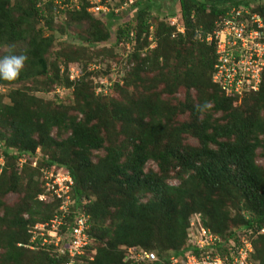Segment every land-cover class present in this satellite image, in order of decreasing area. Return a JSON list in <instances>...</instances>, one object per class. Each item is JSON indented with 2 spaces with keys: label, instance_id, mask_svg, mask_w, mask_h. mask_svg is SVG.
<instances>
[{
  "label": "trees",
  "instance_id": "16d2710c",
  "mask_svg": "<svg viewBox=\"0 0 264 264\" xmlns=\"http://www.w3.org/2000/svg\"><path fill=\"white\" fill-rule=\"evenodd\" d=\"M35 1L14 0L13 6L9 7L7 6L9 0H0V43L10 45L19 42L25 44L27 48L25 64L28 68L20 71L13 80L0 79V84L26 79L31 76L30 69L43 75H46L50 71L49 69H55L50 82L57 81L58 84L62 82L58 77L56 63H50L44 59L52 37L43 38L39 32L34 31L29 22L32 21V18L39 17L38 12L34 9ZM116 1L121 3L125 0ZM139 1H134V8ZM146 1L148 5L135 12L133 24L130 21V25L127 24L125 28L117 29L116 40L133 38L136 43L142 38L146 40L147 27L152 25L156 40L155 48L150 52L153 54L152 62L155 60L153 64L156 65L162 55L160 54L162 43L164 44L162 51H164L166 63L171 58L178 61L169 73L168 81L166 78V86L164 85L163 91L171 94L174 90L182 87L186 95L185 106L192 107L196 113H201L204 111L205 105L209 103L213 111L225 113L226 120L223 124L210 123L209 116L206 115L197 125L182 124L181 129L171 126L166 134L165 132L162 134L160 131L161 118L167 113L160 110L158 107L160 102L157 99L151 101L148 98L146 99V103L149 104L147 121L143 122L144 114L140 112L139 121L134 128L137 136L134 135L127 140L128 142L133 140L136 143L134 145L131 143V150L127 153L125 162L118 165L119 163L116 162L121 156L120 151L111 154V151L107 149L106 156L98 163L93 164L83 155L75 153L71 159L66 156L68 147L82 151L86 147L97 148L96 141L98 140L89 135L93 129H87L79 122L71 130V137L67 138L65 142H56L48 137V127L61 124L66 126L63 122L66 120L65 114L64 116L57 115L54 112L51 116L49 112H43L37 107L34 116L27 109L24 110L21 103L16 106H2L0 103V118L7 121L12 130V137L6 142L7 145L5 144V147L1 145V154L5 160L11 159L13 179L19 178L16 173L18 172L16 170L17 158L22 155L29 158L36 149V144L29 140L33 134L36 133L40 137L38 145L45 148L44 151L60 150L57 153L61 155V158L63 157L64 162L58 161L44 152L45 154L42 153V155L47 159L40 161L38 167L43 165L62 167L72 179L73 196L77 200L76 208L79 207V202L82 199L87 201L83 205V209L90 216L89 235L94 240L92 250L96 253L93 260L86 264H129L122 262L123 253L119 251L120 246L152 251L158 259L164 260L168 255L176 254L184 248L186 220L191 213H198L201 216L202 225L219 235L223 243L228 240L227 238L237 240L232 232L239 230L243 233V230L255 231L264 227V178L253 161L254 150L259 143V135H264V120H258L255 113L243 116L238 108L243 99L226 96L216 85L211 83L210 74L214 63V49L212 46L199 44L194 35V30L197 27H201L205 32L210 31L213 22L228 9L227 4L234 1L236 4V1L246 2L247 0H178L180 21L183 23L185 34L176 33L172 39L170 34L174 32L173 27H168L163 20L157 25L149 22L150 16L147 12L150 11L152 2ZM250 2L254 4L252 10L255 9L259 13L264 23V0H251ZM45 6V15L48 16L49 10L52 8L51 1ZM13 14L14 18H12ZM173 15H175L173 12H169L168 17ZM78 18H85L92 21L93 24H99L85 12L84 8L79 12L70 13L67 21H75ZM44 20H49V17ZM103 29L94 30V35L88 42L91 46L93 42H104L109 38L106 24ZM131 30L134 32H130ZM89 44L88 46H90ZM146 45H148L147 40ZM186 46L187 53L185 54L188 56L179 60V53L186 49ZM181 47L182 50H180ZM139 49L140 47L135 46V50L129 58L130 61L133 58L142 60V67L138 66V70L143 69L145 62L150 59L148 57L139 58ZM196 51H198L197 54ZM192 52L196 54L193 57L191 56ZM79 53L76 51L74 54L72 51V53L64 54L63 52L61 54L68 62L72 59L75 60ZM178 66L182 67V70ZM48 77L46 78L48 79ZM64 77V82L68 84L66 75ZM168 82L169 88L167 87ZM191 91H194V97L190 95ZM14 94H19V91L15 90ZM75 96L84 97L79 92H76ZM251 97L255 98L256 105L262 107L264 114V71L259 89ZM163 105L168 106V103ZM131 111V108L125 107L124 113L117 114L121 124L128 122L127 118L133 114ZM101 112L100 108L96 114L99 113V116L102 117ZM94 114L87 112L84 115L91 119ZM187 128L196 130L194 136L200 141L201 147H186L178 150L180 144L176 129L179 130L178 132H182L187 131ZM170 134H172L171 137L168 136ZM16 142L22 143V147L17 151V154L16 152L9 154L11 149L8 145L13 146ZM148 160L159 165L160 174L152 171L143 173V166ZM27 163L29 162L27 161ZM28 167L29 165L25 164L23 172L28 174L29 183L33 185L34 190L31 193H26L25 197L34 202V206L29 212V218L22 219L18 216L20 211L17 210L10 221L7 220V217L0 220V264L57 263L43 250H29L17 246V244L28 243L31 235L27 227L36 222H44L56 206V202L53 203V206L46 204L45 212L41 213L36 204L42 203L37 202L36 195L42 192V188L38 182H31L37 172ZM172 172L176 173L180 182L177 186H171L165 182ZM116 176L120 179L115 178ZM0 185H3V181L0 182ZM5 187L11 186L5 184ZM138 192L150 195L151 198L140 203L135 195ZM117 198H124V200L118 201ZM222 199L230 200L236 210L234 219H230L232 224L229 226L226 224L229 222L228 214L223 210ZM111 209H113L112 214L109 213ZM107 217L110 224L106 227L102 221ZM233 225L237 228L231 229ZM104 239H108V241L105 247H101ZM253 247L255 260L258 264H264V235L256 239ZM193 251L197 252V249ZM89 254L88 251L82 252L81 258L84 259Z\"/></svg>",
  "mask_w": 264,
  "mask_h": 264
},
{
  "label": "rangeland",
  "instance_id": "374dc122",
  "mask_svg": "<svg viewBox=\"0 0 264 264\" xmlns=\"http://www.w3.org/2000/svg\"><path fill=\"white\" fill-rule=\"evenodd\" d=\"M13 1L14 0H9L7 6H13ZM150 1L152 2L151 9L147 13L150 16V21L152 23L157 25V23L164 20L165 17L168 16L169 12H173L176 17H179L178 0ZM236 3H238V1H236ZM234 4L235 1L227 4L226 6L230 7ZM146 5H148L146 0H140L137 6H135V8L133 7V9L129 11L119 9L116 16L111 14L103 17L91 16V18L94 21L99 22V24H93L92 21L86 20L85 18H78L75 21H67L69 14L65 15V20L67 22L65 20L60 21L59 19H56L54 22L51 21V19H49L50 21H42L37 18H32V21L30 20L29 22L33 26L36 33L39 32L43 38H47L49 36L52 37L51 44L44 54V59H47L50 63H56L58 77L62 80V82L60 84H58L57 81L53 83L50 82L53 78L55 69L48 68L50 71H48L46 75L39 74V72H36L34 69H30V77L9 84H0L1 105L16 106L21 103L24 110L27 109L34 116L37 112V107H39L43 112H49L51 116L54 112L57 115L64 116L65 114L66 120L63 122L67 127L63 124L48 127V137L52 138L56 142H65L67 138L71 137V130H73L75 124L79 122L85 128L93 129V132H90L89 135L98 140L96 141L98 146L97 148L91 149L86 147V149L82 151L77 148L68 147L66 152L68 159L73 158L76 153L80 156L83 155V157L93 164L98 163L104 158V156H106L107 149L111 151V154L120 151L121 156L116 162L117 164L119 163L118 165L125 162V158L127 157L126 155L131 150V143L133 145L136 143V141L134 142L131 140L128 142L127 140L136 135L134 128L139 121L138 117L140 112L144 114L143 122L147 121V108L149 104L146 103V99L148 98H150L151 101L157 99L160 102V104L158 103L160 110H164V113H167V115L164 114L161 118L160 131H162V134L164 132L166 134L171 126L181 129L180 126L182 124H187V126H193L194 124L197 125L203 118H205L206 115L209 116L208 121L210 123L214 122L217 124H223L226 120L225 113L213 111L211 104L209 103L205 105V109L204 111H201V113H196L192 107L185 106L186 95L182 87L174 90L171 94L163 91L164 85L166 86V78L168 81L169 73L178 62L171 58L166 63L164 59L165 54L164 51H162L164 48L163 43L160 46V54L162 55L159 57L156 65L153 64L155 60L152 62L153 54L150 53L151 51H144L143 49L145 48L147 40H145V38L140 39L139 42L137 41L138 43L135 42V46L138 48L140 47L139 54L140 51L142 52L139 58H150L149 61L145 62L143 69L141 68L138 70L137 68L138 66H141L142 60H134L133 58L132 61H130V59H123L122 62H119L118 57L123 51L116 48L113 42L116 39V31L118 28H125L130 21L133 24L132 20L134 19L135 12L137 10L144 9ZM116 6L118 5L115 4V7ZM14 17L15 15L13 14L12 18ZM105 24L107 26L106 32L108 31L109 33V38L107 39L108 41L106 40L104 42L97 43L93 42V45L91 46L88 42L91 36L93 37L94 30H102ZM154 33L151 31V35L154 36ZM87 43L90 46H88ZM26 49L25 44L23 45L19 42L12 43L10 45L0 43V57L5 55L23 54L27 59V55L25 53ZM180 50H182V47ZM72 51H74V54L76 51H79L80 53L76 56L77 58L75 60L72 59L73 61L69 60L67 62L61 53H72ZM185 53H187V46L186 49H183L179 53V60H183L186 56H188ZM197 53L198 51H196V54ZM196 54L192 52L191 56L193 57ZM56 56L57 59H55ZM89 61H97L102 64V68H104L102 76H105L108 80H110L111 87L107 89L106 93L103 95H94L92 90L93 84L92 81L89 80L87 74H84L83 77L75 83H70L68 81V84H66L63 80V78H65L64 76L67 66L71 64H81L82 68H84L86 63ZM110 66H115V70H112V75H110L111 72L109 71ZM178 68L182 70V67L178 66ZM27 69L28 68L26 67L24 61L23 68L20 71ZM47 76H49L48 79L46 78ZM95 76L97 77V74ZM167 87L169 88V82ZM90 89L93 95L91 94V91H89ZM15 90H18L19 94H14ZM76 92L84 95V97L75 96ZM190 95L194 97V91H191ZM250 95L252 96V94ZM250 95H246L241 98L243 99V102L238 107L240 108L239 111L243 114V116L255 113L254 115L256 118L263 121L264 114L262 112V107L260 105H256L255 98ZM166 102L168 103V106L163 105ZM125 107L131 108V112H133V114L129 115V119L127 118L128 122L126 124H121L117 114H119V112L124 113ZM100 108L102 111L101 113L103 114L102 117L99 116V113L96 114ZM87 112L93 114L95 113L93 118L89 119L88 117H85L84 114H87ZM1 118L0 136L2 138L0 139V153L1 145L5 147V144L7 145L6 142L12 137V130L9 128L7 121H4ZM187 129V131L182 132H178L179 130L176 129L177 139L180 144V148L178 150H182L186 147H201L200 141L194 136L196 130L191 128ZM168 136L171 137L172 134ZM29 140L36 144L35 150L37 154L41 156V159H47V157L42 155V153L46 152L58 161H65L63 157L61 158V155L57 153L60 150L54 149V151H44L45 148L38 145L40 137L36 135V133L33 134ZM25 141L28 142V140ZM22 145L23 144L20 142L14 143L13 146L8 145L11 149H9V154H14L15 152L17 154V151L20 150ZM210 148L212 147L210 146ZM10 160L11 159H6L3 167L0 169V182L3 181V185H0V220L7 217V220L10 221L12 215L17 210L20 211L18 216L22 219H26L29 218V212L32 210L34 202L27 200L25 195L28 192H33L32 190H34V187L29 183L28 174L23 172L24 168H22L20 172H16L19 178L13 179ZM253 161L259 173L264 178V135H259V143L257 148L254 150ZM28 168L31 169L30 167ZM147 171L160 174L161 169L156 162L148 160L143 166V173H146ZM126 172L129 173L127 170ZM115 178L120 179L118 176ZM34 181L36 183L39 182V177L38 180L36 177L34 179L32 178L31 182ZM165 182L171 186H177L180 183L175 172L170 173L165 179ZM5 184H10L11 187L6 188ZM42 185L43 184L39 182V186L42 187ZM29 186L31 190L29 189ZM71 193L73 192L71 191ZM135 195L140 203H144L151 198L150 195H144L140 192L137 194L135 193ZM92 198L94 197L92 196ZM117 199L118 201L124 200V198ZM49 201L50 200L45 198L42 203H46L47 205L51 204L53 206L54 201L52 200V203H47ZM46 204H36L42 214L45 212V208L47 206ZM222 205L223 210L228 214L229 222L226 224L229 226V224H232L230 219H234L233 216L236 214V210L233 207L234 204H232V202L228 199H222ZM112 212L113 209L109 210L110 214H112ZM102 222L106 227L110 224L108 217ZM234 225L231 226V229L237 228ZM107 241L108 239H104L101 243V247H105Z\"/></svg>",
  "mask_w": 264,
  "mask_h": 264
},
{
  "label": "built area",
  "instance_id": "2783aa9c",
  "mask_svg": "<svg viewBox=\"0 0 264 264\" xmlns=\"http://www.w3.org/2000/svg\"><path fill=\"white\" fill-rule=\"evenodd\" d=\"M51 1L52 8L49 15L55 22L62 20L69 12H76L85 6V11L95 16L116 15L119 9L130 8L135 0H38L35 4L39 17L45 16V4ZM115 4L118 6L115 7ZM252 7L234 6L228 8L213 23V30L204 36L196 30L197 39L214 49L215 62L210 74L211 83L216 85L226 96L242 98L256 93L261 82L264 69V25L257 13L251 12ZM178 18V19H177ZM169 26L174 28L171 38L176 33L183 34V24L180 17L168 20ZM152 26H148L149 49L155 47L151 37ZM131 36H133L131 34ZM116 48L122 50L119 62L127 60L133 50V42L119 40ZM125 64V63H123ZM86 67V68H85ZM82 68L81 64L67 66L66 76L70 82L77 81L85 73L89 74L95 95H103L111 87L110 80L103 75L104 68L97 61H90ZM115 66H110L112 75ZM97 74V77L95 76ZM41 156L35 151L34 155L17 158L20 169L29 161L31 168L38 171L42 192L38 194L39 201L45 198L47 203L56 202V207L49 218L42 223H35L29 227L30 238L27 248L43 250L56 260V264H80L82 252H90L87 260L94 255L93 238L89 235L90 217L84 211L83 199L77 202L71 191L73 182L69 174L62 168L43 165L38 167ZM3 155L0 153V165ZM46 201V200H45ZM69 220V222H68ZM233 232L237 240L227 238L223 243L219 236L212 234L201 222L200 215L193 213L188 218L186 240L184 248L177 255H170L165 260H159L155 254L135 247H122L123 262L129 264H255L252 257V241L256 234H264V227L254 231ZM220 247H222V250ZM197 249V252L193 251ZM221 251V253H220ZM197 254H195V253Z\"/></svg>",
  "mask_w": 264,
  "mask_h": 264
},
{
  "label": "clouds",
  "instance_id": "9594fccd",
  "mask_svg": "<svg viewBox=\"0 0 264 264\" xmlns=\"http://www.w3.org/2000/svg\"><path fill=\"white\" fill-rule=\"evenodd\" d=\"M38 0H36L35 1V3H34V9L38 12V10L36 9V7H35V4H36V2H37ZM242 5H244V6H247V7H254V4L253 3H251L250 1H246V2H244V1H241V2H238V3H236V4H234L233 6H230V7H236V6H242ZM133 7V5L130 7V8H132ZM230 7H228V8H230ZM82 8H84V10H85V6H82L81 7V9ZM130 8H128V9H125V10H127V11H129V10H131ZM81 9L79 10V11H81ZM227 10V9H226ZM79 11H76V12H79ZM86 12V11H85ZM251 12L252 13H257L258 15H259V13L258 12H256L255 11V9H253V10H251ZM70 13H73V12H69V13H67L66 15H68V14H70ZM87 13V12H86ZM224 13V12H223ZM222 13V14H223ZM87 14H89V13H87ZM113 15L112 13H109V14H106V15ZM221 14V15H222ZM90 16H95V15H91V14H89ZM105 15V16H106ZM117 15V14H116ZM116 15H113V16H116ZM38 16H39V12H38ZM174 16H176V15H173V16H170V17H168V16H166L165 17V19L163 20V22L168 26V27H171V26H169V24H168V20L170 19V18H172V17H174ZM260 16V15H259ZM47 17H49V19H51V21H53V19L51 18V16L50 15H48V16H44V17H42V18H37V19H40V20H44L45 18H47ZM103 17V16H102ZM180 17V16H179ZM261 17V16H260ZM66 19V17L64 18V19H62L63 21ZM61 21V20H60ZM60 21H58V22H60ZM66 21V20H65ZM215 21H217V19L215 20ZM214 21V22H215ZM263 21V20H262ZM57 22V23H58ZM149 22H151V21H149ZM213 22V23H214ZM183 24V23H182ZM130 25V24H129ZM263 25H264V23H263ZM152 26V25H151ZM211 30H213V26H211ZM147 29H148V27H147ZM152 29H154L153 27H152ZM183 29H184V26H183ZM196 30H197V33L198 32H200L203 36L205 35V34H207V33H210V31H208V32H205V31H203L202 30V28L201 27H197L195 30H194V35H195V39H196V41L199 43V44H202V45H205V46H212V45H207V44H205V43H203V42H200L198 39H197V33H196ZM153 31V30H152ZM130 32H134V30H131ZM185 34V30H184V32H183V34L182 35H184ZM132 35H133V33H132ZM171 35H172V33L170 34V38H171ZM146 36V39H147V37H148V30H147V34L145 35ZM133 37V36H132ZM151 37H153V40H154V44L156 45V40H155V38H154V36L153 35H151ZM172 39V38H171ZM120 40H122V39H120ZM119 40H114L113 42H114V44H115V46H116V43L118 42ZM123 41H129V42H134V44H133V46H134V48H135V41L133 40V38H130L129 40H123ZM147 42H148V45H146L145 46V48H143L144 49V51H152L154 48H152V49H149L148 48V46L150 45V42L148 41V39H147ZM213 47V46H212ZM134 51V50H133ZM140 54H142V52H140ZM132 55V53L130 54V55H128V57H127V59H129L130 58V56ZM25 59H26V57H25V55H23V54H21V55H5V56H3V57H0V79H3V80H13V79H15L18 75H19V73H20V70L23 68V65H24V61H25ZM90 62V61H89ZM89 62H87V63H89ZM214 62H215V55H214ZM86 63V64H87ZM214 64V63H213ZM86 66V65H85ZM212 67H213V65H212ZM86 68V67H85ZM212 71V70H211ZM263 71H264V69H263ZM263 73V72H262ZM85 74H87V73H85ZM65 75H66V71H65ZM88 75V77H89V74H87ZM67 77V76H66ZM83 77V76H82ZM82 77H80L77 81H74V82H70L68 79V81L70 82V83H75V82H78ZM261 78H262V74H261ZM90 80V79H89ZM261 83V82H260ZM94 88V87H93ZM93 88H92V90H93ZM93 93H94V90H93ZM252 94H254V93H252ZM95 95V94H94ZM248 95H250V94H248ZM96 96H98V95H96ZM243 98V97H242ZM36 151V150H35ZM35 151L33 152V155H34V153H35ZM32 156V155H31ZM43 159H41L40 161H42ZM39 161V162H40ZM4 162H5V159H4V157H3V164H4ZM29 162V161H28ZM38 162V163H39ZM3 164L2 165H0V169H1V167H3ZM25 164H28L29 165V163H27V162H25ZM25 164H23V166L25 165ZM23 166L20 168V169H18V167H17V160H16V170L18 171V172H20V170H22V168H23ZM29 167H30V165H29ZM31 168V167H30ZM31 169H34V168H31ZM36 170V169H35ZM36 178H37V180H38V171L36 170ZM39 183V182H38ZM72 192H73V186H72ZM40 194V193H39ZM72 195H73V193H72ZM37 196H38V194L36 195V200H37V202L38 203H42V202H44V201H39L38 200V198H37ZM75 199H76V197L75 196H73ZM83 200V199H82ZM85 200V199H84ZM86 201V200H85ZM76 202H77V200H76ZM86 203H87V201H86ZM42 204H46V203H42ZM56 207V206H55ZM55 209V208H54ZM53 209V210H54ZM52 210V211H53ZM52 211H51V213H52ZM193 214V213H192ZM89 215V214H88ZM90 217V216H89ZM201 217V216H200ZM188 218L189 217H187V220H186V228H187V223H188ZM47 220V219H46ZM89 222H90V220H89ZM36 223H42V222H36ZM35 224V223H34ZM33 225V224H32ZM31 225V226H32ZM30 227V226H29ZM29 227H27L28 229H29ZM186 228H185V233H184V235H185V238H184V241L186 240ZM207 229V228H206ZM209 231H210V229H208ZM258 230V229H257ZM211 232V231H210ZM232 232V231H231ZM255 232V231H254ZM212 234H214V235H217V234H215V233H213V232H211ZM233 233V232H232ZM262 235H264V234H256L255 235V238L253 239V241H252V249H253V254H252V257H253V259H254V261H255V264H258V262L255 260V258H254V247H253V243L256 241V239L259 237V236H262ZM217 236H219V235H217ZM219 238H220V236H219ZM221 239V238H220ZM222 240V239H221ZM29 241V240H28ZM93 242H94V240H93ZM28 245H29V242L27 243V244H23V245H21V244H17V246L18 247H24V248H27L28 247ZM122 247H125V246H120L119 247V251L120 252H122L123 253V251H122ZM221 249H222V247H220ZM27 249H29V248H27ZM29 250H31V249H29ZM142 250H145V249H142ZM222 250H224V249H222ZM145 251H147V250H145ZM149 252H152V251H149ZM221 252V251H220ZM95 253H96V251L94 252V255L92 256V259L91 260H87L88 258L85 256V258L83 259V258H81V256H80V258L79 259H81V263L80 264H86V262H88V261H92L93 260V258H94V256H95ZM153 254H155L154 252H152ZM180 253V250H179V252L178 253H176V254H170V255H177V254H179ZM170 255H168L167 257H169ZM155 256H156V254H155ZM157 257V256H156ZM166 257V258H167ZM158 258V257H157ZM165 258V259H166ZM164 259V260H165ZM159 260H161V259H159ZM163 261V260H162ZM122 262H123V258H122ZM152 264H158V263H152Z\"/></svg>",
  "mask_w": 264,
  "mask_h": 264
}]
</instances>
